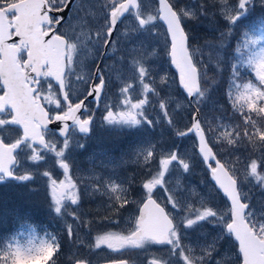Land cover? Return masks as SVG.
<instances>
[{
  "label": "snow or ice",
  "instance_id": "snow-or-ice-1",
  "mask_svg": "<svg viewBox=\"0 0 264 264\" xmlns=\"http://www.w3.org/2000/svg\"><path fill=\"white\" fill-rule=\"evenodd\" d=\"M255 2L256 0H237L230 14L224 12L221 14L225 16L229 25H235L247 15L249 7ZM68 6L69 0H0V90H5L4 95H0V116L11 114V119L0 118V132L13 127L22 130V135L15 142L5 143L7 137H0V182L6 179L28 182L34 179V173L16 171L22 146L31 150L32 162L44 161L45 156L41 154L40 148L54 153L57 158L56 163L62 170L61 174L65 175L66 179L57 184V180L51 178L49 171H44L42 175L50 181L54 211L57 214L62 212L65 200L70 201L72 205H76L78 200L77 186L72 183L70 177H67L69 163L66 162L65 150L70 147V141L66 138L69 131L68 122L71 121L76 125L80 133H88L92 122L91 114L88 119H80L77 116L81 108L87 111L83 102L72 104L69 101V92L63 91L67 87V78L74 74L71 67L73 58L79 54L80 44L83 41L80 37L67 33L57 34L55 28L62 24L63 18L49 13L63 12ZM72 10L79 13L81 8L73 7ZM199 10L201 15L208 14L203 4L200 5ZM153 12L147 11L144 0H110L104 23L98 26L95 33L89 35V39L94 37L95 43L102 49L109 48L110 45L109 54L115 52L120 37H114L113 33L117 31V25L126 13L133 15L138 25L137 34L145 36L144 40H139L138 46L134 49L143 50L144 62L134 61L138 67L137 78L143 83L145 78L151 81L153 77L151 66L147 64L148 58L159 54L155 44L152 43L155 41L158 44L160 37L159 32L155 30V22L159 21L166 25L164 47L160 51H164L169 56L170 63L179 71V85L182 86L186 96L192 98L190 103L196 106V117L186 126L187 132L181 131L178 135L186 137L191 134L199 137L198 155L201 156V162L210 170L215 185L213 191H221L230 203L226 204L224 209H214L210 206L211 192L202 194L196 189H190L189 196L183 201L175 193L167 196L168 203L176 215L165 212V209L152 198L153 189L161 186V190H165L164 176L171 170L170 165H173V162L182 166L184 172L190 171V164L185 162L184 157L178 158L176 152H169L165 158L159 160L162 170L157 171L147 183L142 184V188L147 190V202L143 203L134 230L127 236L111 233L102 236L97 239L96 247L99 248L101 243L106 244L110 249H140L146 245H167L170 246V254L178 258L179 264H232L224 254L220 253L219 243L225 237H234L233 242H238L236 258L242 264H264V200L260 201L259 207L253 205L249 193L243 190V181L237 175L239 170L233 166L232 161L225 159L222 162L221 159H217L216 156L220 151L213 154L212 148L205 142V130L202 128L199 108L205 99L206 91L209 90V87L202 88L201 81L207 82L208 76L206 66L202 71H198L192 55L189 54V36L183 22L190 14L178 5L176 0H156ZM228 34L222 33V35ZM123 35L128 39L134 38L127 32ZM14 37L19 38L18 43H9ZM45 37L49 38L45 39ZM220 47L223 48L224 45L221 44ZM247 66L255 73L260 86L251 82L244 84V91L237 95L234 105L239 103L240 107L246 108L248 112L264 114V49L249 55ZM231 71L234 76L239 75L234 66ZM41 78H44L46 83L48 78L54 80L62 93L57 98L49 91V95L44 97L49 104L54 105L53 112L56 114L51 117L39 103L41 96L37 86L40 85ZM95 79L99 84L93 85L85 93L86 97L93 96L94 102L99 101L106 84L100 71L96 72ZM160 82L167 83V79L160 77ZM129 87L122 88L121 92L127 93ZM143 87L147 92L159 95L154 87H149L148 83H143ZM48 88L51 89L50 83ZM61 100L64 101V107H61ZM124 103L128 105L129 110L119 114H114L106 107L107 116L104 119L109 124L128 126L153 124L144 111L146 100L141 99L133 104L125 98ZM158 106L163 111V115L168 117L165 104L160 103ZM60 112L63 114H59ZM246 119L245 129L251 126L254 132L245 130L241 133L237 127L235 133L225 132L224 139L233 146L243 141L251 142L253 145L259 143L258 158L252 159L250 156L247 158L244 179L254 178L264 191V127H257L251 116ZM50 122H61L62 128L58 133L48 128ZM168 124L173 125L174 121L168 119ZM208 131H211L210 127ZM50 132L52 135L59 134L62 137V147L58 151L56 145L49 144L45 140V134ZM241 136L243 141L239 140ZM211 139L214 143L215 137ZM151 156L152 153L148 152L145 158ZM113 191H116L115 187ZM205 223L213 224L219 229L212 241L199 246L198 249L183 246L181 229H194L202 227ZM67 232L69 235L72 234L71 226L68 227ZM54 245L58 248L55 240L52 244L43 242L39 247L17 246L15 249L10 247L7 253H0V261L3 264H8L9 259L11 264L47 262L53 258ZM197 251L199 255L196 254ZM217 256H220V259H217ZM52 264H55L54 260ZM116 264H127V261L120 260ZM152 264H156V261Z\"/></svg>",
  "mask_w": 264,
  "mask_h": 264
},
{
  "label": "rangeland",
  "instance_id": "rangeland-1",
  "mask_svg": "<svg viewBox=\"0 0 264 264\" xmlns=\"http://www.w3.org/2000/svg\"><path fill=\"white\" fill-rule=\"evenodd\" d=\"M109 3L110 0H78L74 7H80L81 11L77 13L72 10L68 20L59 28V33L74 35L83 41L80 44V52L74 56L71 66L74 73L73 87L84 86L86 85L85 81L92 79L95 65L98 63L103 49L97 46L94 37L89 39V35L95 33L98 26L104 23ZM155 3L156 0H144L148 12H153ZM176 3L190 14L183 23L194 27L203 24V21L199 20V6L196 0H176ZM233 5L235 4L225 5L224 11L230 14ZM137 27L136 19L133 15H129L117 30L116 36L120 37L117 42V50L106 56L103 71L108 80V92L100 112L96 115L94 134L90 138H83L77 132H73L68 137L70 147L65 150L66 162L69 163L67 177H70L72 183L77 186V204L72 205L70 201L65 200L62 212L57 214L54 211L55 217L51 219L53 224V226L51 224V228L54 233L52 231L40 233L37 228L19 223L15 231L6 235L5 253L10 247L12 249L17 246L39 247L43 242L52 244L53 240L59 244L58 235L66 232L68 238L73 242L69 253L73 256L74 262L83 260L89 264H99L102 261L126 259L132 260L133 264H151V259H159L163 253H168L172 260L170 264H179L178 258L170 254V246L146 245L140 249H110L106 244L101 243L99 248L96 247L97 239L102 236L109 233L127 236L134 230L135 213L146 199L147 190L142 188V184L147 183L157 171L162 170L159 160L165 158L169 152H176L178 158L184 157L185 162L190 164V171L184 172L182 166L173 162V165H170L171 170L164 176L166 183L163 188L165 190L162 191L161 186L153 189L152 197L165 207L168 213L176 215L168 203L167 196L175 193L183 201L189 196L190 189H196L202 194L211 192L210 206L214 209H224L228 204L220 191H213L215 185L198 155L196 138L192 135L186 137L178 135L179 132L187 130L186 126L192 120L194 109L178 85L177 75L171 68L169 56L164 51H160L164 47L165 27L161 22H155V30L159 32L160 37L158 44L155 41L152 43L155 44L159 54L148 58L147 64L151 66L153 77L150 82L148 78L143 81V83L148 82L150 88L154 87L159 93L158 96L155 93L147 92L143 83L137 78L138 67L134 61L144 62L143 50L136 51L134 49L138 46L139 40L145 39V36L137 34ZM125 32L134 38H126L123 35ZM259 34L262 35V32ZM205 36L209 37L213 34L203 33V37ZM149 39L151 38L149 37ZM252 43H254L252 53H258L264 49V36L258 37ZM206 44L205 42L200 44L199 52L202 51L201 46ZM160 77H165L167 83H161ZM248 82L260 86L256 77L246 83ZM124 87H129L127 93L121 92ZM47 88L48 85H46ZM84 92L85 88L82 93ZM125 98L133 104L138 103L141 99L146 100L144 111L153 124L138 126L109 124L104 119L107 116L106 107L114 114L128 111V105L124 103ZM160 103L165 104V110L169 113L168 117L163 115V111L158 106ZM168 119H172L174 124L169 125ZM113 140L118 141L112 142L111 145L110 141ZM61 141L50 133L48 142L56 145L57 151L62 147ZM39 150L45 156L44 161L32 162L30 160L31 150L24 147V151L19 155L20 172L39 174V178L42 179L44 178L42 173L49 171L51 178L57 180V184L64 181L66 177L61 174L62 170L56 163L57 158L54 153L46 152L42 148ZM148 152H151L152 156L146 159ZM244 166L245 163H242L235 167L239 170L237 175L241 177L243 190L249 193L251 203L259 207L260 201L264 200V191L261 190V186L254 178L244 179ZM48 184L49 195L52 199L50 181ZM113 187L116 188V191H113ZM51 201L54 209V200ZM86 201L87 206L91 208L90 211L84 208ZM117 215L118 217H115ZM69 226L72 228L71 235L67 232ZM183 230L181 229L182 245L193 249H198L199 246L211 242L219 231L213 224L207 223L202 227ZM233 241L234 239L229 237L221 240L219 243L220 253L224 254L232 264H240L241 261L236 258L238 247ZM54 248L55 252L57 250L55 245ZM196 254L199 255V251ZM217 259H220V256H217ZM41 263L44 264L42 261Z\"/></svg>",
  "mask_w": 264,
  "mask_h": 264
},
{
  "label": "trees",
  "instance_id": "trees-1",
  "mask_svg": "<svg viewBox=\"0 0 264 264\" xmlns=\"http://www.w3.org/2000/svg\"><path fill=\"white\" fill-rule=\"evenodd\" d=\"M196 1L199 6V20H202L203 24L198 28L184 23V27L189 36V47L198 70L202 71L205 66L207 69L208 80L201 81L202 88L209 87L199 108L202 126L215 152L220 151L218 158L222 162L225 159L230 160L236 167L242 163L246 164L249 156L257 159L260 154L259 143L253 145L251 142L243 141L241 136L239 140L243 142L233 146L226 142L224 133H235L237 127L241 133L245 130L254 132L251 126L245 129L248 116L256 122L257 127H264V114L248 112L246 108L242 109L239 103L234 105L237 95L244 91L243 85L256 77L247 66V57L254 49L252 41L264 36V19H262L264 0H256L255 4L249 7L247 15L235 25H229L221 12L227 14L224 11L225 5L236 4L237 0H227L226 4L225 0ZM201 4L205 6L207 15L200 14ZM225 32L229 34L222 35ZM260 32L262 35L259 34ZM203 33H210L213 36L203 37ZM202 42L207 44L201 46L202 51L199 52ZM221 44L224 45L223 48L220 47ZM233 66L238 70V76L233 75L231 71ZM209 127L211 131H208ZM212 137H215L214 143ZM117 141L110 142L113 144L112 142ZM51 200L48 181L39 178V174H34V179L28 182H0V253H5L6 235L15 231L19 223L37 228L40 233L46 231L54 233L51 219L55 214ZM88 208L90 211L91 208L89 206ZM58 240V248L53 253V258L46 264H52L53 260L55 264H74L73 256L69 253L72 240L68 238L66 232L58 235ZM0 264L3 262L0 261ZM8 264H11V259Z\"/></svg>",
  "mask_w": 264,
  "mask_h": 264
},
{
  "label": "flooded vegetation",
  "instance_id": "flooded-vegetation-1",
  "mask_svg": "<svg viewBox=\"0 0 264 264\" xmlns=\"http://www.w3.org/2000/svg\"><path fill=\"white\" fill-rule=\"evenodd\" d=\"M63 24L64 23H62L61 25H57L56 26L55 31L57 32V34H59V32H58L59 31V28ZM65 38L67 39L68 37H65ZM101 58H102V54H101V57H100L98 63L95 65V70H94L92 79L90 78L88 80V83H86V85L81 86V87L80 86L73 87L74 86L73 85L74 84V82H73V77L74 76L71 75V76H69L67 78V87L64 89V91L69 92V101L72 104L79 103V102H82V101L86 100L88 98V96L86 97L85 96V93H87L90 90V88L93 86V84L94 85L99 84V81L97 79H95V74L98 71V64H99ZM105 59H106V57L104 58L101 66H100V69H99V71L103 75V77L105 79V82H106L105 88H104V91H103V94H102L101 102H100L99 106L97 107V105H96V103L94 101L87 100L86 101V106H85L86 109H87V111L84 110V112L81 115V119H88L89 118V114H91V117H92L91 132H90V134L88 136H83V135L80 134V132L78 130V127L77 126H74V127H72L70 129L68 137L71 136L73 134V132H77V134L79 136L83 137V138H89L91 136V134H93L94 125L96 123V115H97L98 112H100L101 105H102V103L104 101V98H105L106 93L108 92V80L105 77V74H104V71H103V69H104L103 66H104ZM48 83L51 84V89H48V88L46 89V85H48ZM84 88H85V92L82 93V91H83ZM37 90L39 92V95L41 96L40 102L43 104V106L45 107L46 111L49 113V116L51 117L54 114H56V113L53 112L54 105L47 104L48 103L47 100L44 99V97H47L49 95V91H51L53 93V95L56 96L57 98H59L62 95L61 90L57 88V85H56L55 81L52 80L51 78H48V81L46 83L45 82V79L44 78H41V83H40L39 86H37ZM4 91L5 90H0V95H4ZM35 94L36 93H34V95ZM61 107H64V101L63 100H61ZM59 114H63V113L60 112ZM0 118L11 119V114L6 113V114L0 116ZM52 131H54V130H52ZM54 132H56V131H54ZM50 133H46L45 134V138H46V141L47 142H48V138H49ZM21 135H22V130L19 129V128H15V127L10 128V129H7L6 131L0 132V137H7L4 140L5 143L15 142V140L17 138H19ZM55 136H57L59 138V135L58 134H56ZM23 151H24V147L22 146V150L19 152V155H21ZM19 158L20 157L18 156V159ZM20 170L21 169H20V160H19V166L17 167L16 171L17 172H20ZM84 208L87 211H89V208H88L87 204H85ZM138 215H139V209L135 213V217H134L135 223L138 220ZM157 246H159V247H166L167 245H157ZM119 260H125V261L128 262V264H133L132 260L131 261L130 260H126V259H119ZM153 261H156V264H170V261H172V260L170 259L168 253H163L160 256L159 259H156V258L151 259V264H152Z\"/></svg>",
  "mask_w": 264,
  "mask_h": 264
},
{
  "label": "water",
  "instance_id": "water-1",
  "mask_svg": "<svg viewBox=\"0 0 264 264\" xmlns=\"http://www.w3.org/2000/svg\"><path fill=\"white\" fill-rule=\"evenodd\" d=\"M76 2H77V0H69V6L67 7V8H65L64 9V11L63 12H50L49 13V15H56V16H60V17H62L63 18V20H62V23H64L68 18H69V15H70V13H71V11H72V9H73V7H74V5L76 4ZM129 14H125V16H124V18L121 20V22L120 23H118V25H117V30H118V28H119V26H120V24L122 23V21L128 16ZM163 24V26L164 27H166V25L164 24V23H162ZM117 32V31H116ZM116 32L115 33H113V35H114V37H115V35H116ZM187 33V32H186ZM49 35H51V33L49 34ZM49 37H45V39H48ZM18 41H19V38L18 37H14L12 40H10L9 41V43H13V42H17L18 43ZM188 47H189V42H188ZM109 49H110V45H109V48H104V50H103V53H102V58H101V60H100V62H99V64H98V71H99V69H100V66H101V64H102V62H103V60H104V57L109 53ZM189 54L191 55V52H190V49H189ZM193 63H194V60H193ZM171 64V63H170ZM195 64V63H194ZM171 67H172V69H173V71L176 73V75H177V78H178V84H179V71L175 68V66L174 65H172L171 64ZM33 75H35L34 73H33ZM56 83V82H55ZM94 85V84H93ZM179 87L181 88V90L183 91V93H184V95L186 96V93H185V91L183 90V88H182V86H180L179 85ZM63 91H64V89H63ZM103 91H104V89L102 90V92H101V96H100V99H99V101H95V103H96V105H97V107L99 106V104H100V102H101V99H102V94H103ZM186 98L188 99V101H189V103H190V101H191V99L192 98H190V97H187L186 96ZM87 100H90V101H94L93 100V96H88V98L86 99V100H84V101H82L83 102V105L84 106H86V101ZM39 103H40V105H41V107H43L44 108V106H43V104L39 101ZM190 105L191 106H194V104H191L190 103ZM195 107V106H194ZM196 109V108H195ZM44 110L46 111V109L44 108ZM84 108H81L80 109V111L79 112H77V116L81 119V115H82V113L84 112ZM47 112V111H46ZM196 117V111L194 112V114H193V116H192V119L193 118H195ZM201 118V117H200ZM69 123V131H70V129L73 127V126H75L71 121H69L68 122ZM90 126H91V124L89 125V132L88 133H81L82 135H88V134H90ZM48 128L49 129H53V130H55L57 133H58V130H60L61 128H62V124H61V122H50L49 124H48ZM202 128H203V126H202ZM204 129V128H203ZM69 131H68V134H69ZM187 132V131H186ZM68 134H67V136H68ZM59 135V134H58ZM189 135H191V134H189ZM60 136V135H59ZM66 136V137H67ZM61 137V136H60ZM195 138H196V140H197V145H198V140H199V137L198 136H194ZM62 138V137H61ZM205 142H206V144H207V146L208 147H210V148H212V150H213V154H216V152H215V150L213 149V147L210 145V143H209V141H208V138H207V135H206V133H205ZM197 152H198V147H197ZM200 156V155H199ZM201 157V156H200ZM216 158L217 159H219L217 156H216ZM204 165H205V163H204ZM213 166H215V165H213ZM205 167H206V165H205ZM207 168V167H206ZM208 170V169H207ZM209 171V173H210V170H208ZM210 179H211V181L214 183V181L212 180V178H211V175H210ZM6 180H13V179H6ZM221 192V191H220ZM222 193V192H221ZM223 195V194H222ZM224 196V195H223ZM153 198V197H152ZM226 198V197H225ZM154 200H155V198H153ZM227 200V199H226ZM156 201V200H155ZM147 202V199L143 202V203H146ZM156 203L157 204H159L157 201H156ZM228 203H230V201H228ZM161 207H163L161 204H159ZM143 209V204L141 205V207H140V210H139V213H140V211ZM165 212H167L166 210H165ZM138 219H139V216H138ZM233 239H234V237H233ZM238 243V242H237ZM120 261V260H119ZM116 262H118V261H109V262H103V263H101V264H116ZM75 264H88V263H86V262H83V261H78V262H76ZM127 264H128V262H127ZM241 264H242V262H241Z\"/></svg>",
  "mask_w": 264,
  "mask_h": 264
},
{
  "label": "bare ground",
  "instance_id": "bare-ground-1",
  "mask_svg": "<svg viewBox=\"0 0 264 264\" xmlns=\"http://www.w3.org/2000/svg\"><path fill=\"white\" fill-rule=\"evenodd\" d=\"M94 33V32H93ZM136 40V39H135ZM96 45V44H95ZM92 47V46H91ZM121 49V48H120ZM122 53V52H121ZM121 55V54H120ZM124 59V58H123ZM88 66V65H87ZM88 68V67H87ZM91 68V67H90ZM106 75V74H105ZM154 80H155V78H154ZM149 81V80H148ZM150 82V81H149ZM157 82V81H156ZM155 82V83H156ZM148 83V82H147ZM153 83H154V81H153ZM151 84V83H150ZM108 131V130H107ZM103 133V132H102ZM148 134V133H147ZM104 135V134H103ZM112 135V134H111ZM121 135V134H120ZM105 140V139H104ZM175 141V140H174ZM132 143V142H131ZM184 143V142H183ZM112 145V144H111ZM100 146V145H99ZM95 147V146H94ZM83 149V148H82ZM83 153V152H82ZM97 153V152H96ZM77 159V158H76ZM74 161V160H73ZM107 161V160H106ZM131 162V161H130ZM124 163V162H123ZM125 164V163H124ZM145 166V165H144ZM153 167V166H152ZM136 168V167H135ZM140 169V168H139ZM102 170V169H101ZM107 170V169H106ZM133 171V170H132ZM138 172V171H137ZM133 173V172H132ZM90 179V178H89ZM129 180V179H128ZM90 184V183H89ZM134 186V185H133ZM92 195V194H91ZM102 196V195H101ZM93 198V197H92ZM95 198V197H94ZM113 206V205H112ZM99 210V209H98ZM113 210V209H112ZM113 212H114V210H113ZM93 215V214H92ZM115 217H118V215L117 216H115ZM82 218V217H81ZM88 222V221H87ZM86 224V223H85ZM184 231V230H183ZM196 231V230H195ZM184 241V240H183ZM100 260V259H99ZM97 261V260H96Z\"/></svg>",
  "mask_w": 264,
  "mask_h": 264
}]
</instances>
